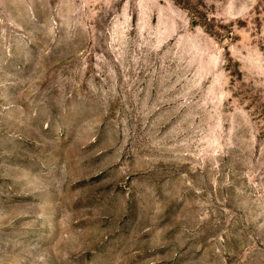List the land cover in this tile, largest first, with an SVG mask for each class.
Here are the masks:
<instances>
[{"label": "rangeland", "instance_id": "374dc122", "mask_svg": "<svg viewBox=\"0 0 264 264\" xmlns=\"http://www.w3.org/2000/svg\"><path fill=\"white\" fill-rule=\"evenodd\" d=\"M0 264H264V0H0Z\"/></svg>", "mask_w": 264, "mask_h": 264}]
</instances>
